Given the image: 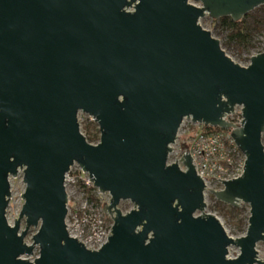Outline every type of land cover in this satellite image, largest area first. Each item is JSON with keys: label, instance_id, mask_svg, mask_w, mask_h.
Returning <instances> with one entry per match:
<instances>
[{"label": "water", "instance_id": "water-1", "mask_svg": "<svg viewBox=\"0 0 264 264\" xmlns=\"http://www.w3.org/2000/svg\"><path fill=\"white\" fill-rule=\"evenodd\" d=\"M195 2L0 0V264H264V52L240 66L199 23L238 21L264 0ZM236 106L239 126L223 120ZM80 112L94 118L98 143L86 141ZM184 119L229 130L245 157L239 178L209 189L249 206L243 237L204 213L188 151L184 172L167 165ZM74 163L110 197L111 233L97 251L66 232L64 175ZM19 173L23 205L9 224ZM121 201L134 208L123 214Z\"/></svg>", "mask_w": 264, "mask_h": 264}, {"label": "built area", "instance_id": "built-area-1", "mask_svg": "<svg viewBox=\"0 0 264 264\" xmlns=\"http://www.w3.org/2000/svg\"><path fill=\"white\" fill-rule=\"evenodd\" d=\"M187 1L195 7L199 8L201 6L195 0ZM204 19L211 20L207 16L200 19L199 23L202 27L201 21ZM230 58L233 59L232 57ZM248 63L249 61L247 63L241 62L240 66L247 67ZM77 119L78 122L79 120L81 121L79 124L80 130L81 125L86 120L95 123L94 118H90L82 112L78 114ZM223 120L239 126L242 120L241 106L234 107L232 112L227 113L223 117ZM180 126L176 135L177 138L170 146L172 151L168 155L167 165L178 163L179 169L184 172L186 168L182 165L180 159L188 151L194 170H196L198 177L204 182L205 189L203 192L206 204L208 198L212 196L209 192L210 190L219 191L222 189L223 181H230L241 176L244 169L245 157L238 147L235 146L229 130L224 131L218 127L214 128L196 122L192 123L191 120L186 119L182 121ZM182 136L185 137L183 149L180 153H177L174 145ZM64 176V187L68 198V213L65 218L66 232H68L70 238L76 239L86 249L97 251L107 243L106 241L111 233L112 219L109 223H106L105 219H103L102 208L104 204L109 203L110 197L108 194L100 193L97 188L92 186L89 176L75 163ZM87 188L96 189L94 197L98 199V203L87 198ZM102 196H106V198L101 199L103 198Z\"/></svg>", "mask_w": 264, "mask_h": 264}, {"label": "rangeland", "instance_id": "rangeland-1", "mask_svg": "<svg viewBox=\"0 0 264 264\" xmlns=\"http://www.w3.org/2000/svg\"><path fill=\"white\" fill-rule=\"evenodd\" d=\"M201 23L203 24V27L210 31L211 34L214 35L215 38H217L219 41L220 39L222 40L223 39V36L219 33H217L216 30H214V24L212 23L211 25V22L207 19H204L201 21ZM264 35H255V39L253 40V46L254 49L253 50H250L247 54H251L252 56L253 55H258V53L260 52H263L262 50L258 53H255L257 52V44L259 41H261V38H264L263 37ZM220 45H221V41H220ZM252 47L250 49H252ZM221 48H222V45H221ZM223 49V48H222ZM224 50V49H223ZM241 51H237V50H233L230 48V50H228V55L230 57H232L233 59V62L234 63H237V64H241V62H245L243 61L241 58H243V56H247V54L245 53H241ZM251 58V57H250ZM80 120H79V124H80ZM185 140V137L182 136V138L174 145V148H175V151L177 153H180L181 150L183 149L182 146L184 145L183 144V141ZM262 145H264V134H263V137H262ZM11 187H10V190L12 192V195H11V199H10V205L7 209V220H8V223L9 224H13V221L19 216L20 214V209L23 205V200L21 199V195L22 193L24 192V184H23V178H22V173H19L17 175L16 178L14 179H11ZM107 194V193H106ZM103 198L101 199H105L106 196H102ZM214 197L211 196L208 198V200L206 201V204H207V208L205 210L204 213H210L212 215H215L218 220L221 222L222 226H224L227 234L230 236V237H243V235L245 234L246 232V218L247 216H249V206L245 203H242V205H240L238 208L239 209H243L242 212L240 213V215H237L236 214H227L224 213L225 212V209H223L222 207H219V210L218 208L214 209V206L215 203H214ZM117 208H119L121 210V212L123 214L125 213H128L129 210L133 209V204L130 202V201H121L118 205H117ZM104 214V213H103ZM106 223H109L111 221L110 217L109 216H105L104 215V218ZM242 225V227L239 229L238 227ZM25 227V223H24V220L21 221V230H23ZM37 229L31 227L28 231V235L27 237L25 238V243H27L28 245L32 242V236L35 235V232H36ZM257 247V252H258V255H257V258H259L261 261H264V242H260L256 245ZM229 258L233 259L234 257H236L238 254H239V248H236L235 246H232V247H229ZM38 255V249L36 248L34 251H33V255L30 257H28V259H33L35 257H37ZM27 258V257H25Z\"/></svg>", "mask_w": 264, "mask_h": 264}, {"label": "trees", "instance_id": "trees-1", "mask_svg": "<svg viewBox=\"0 0 264 264\" xmlns=\"http://www.w3.org/2000/svg\"><path fill=\"white\" fill-rule=\"evenodd\" d=\"M214 24V30L217 31V33L221 34L223 36V39L221 41L222 48L225 50V52L228 54V50L233 49L237 51H241V53L247 54L250 50H253V40L255 39V35H264V6L257 7L255 11L248 13L243 17L242 19L238 21H232L230 17H223L216 20H209ZM264 37V36H263ZM252 47V49H250ZM257 52H260L261 50L264 51V38H261V41L257 44ZM240 53V54H241ZM252 55L247 54V56H243L241 58L245 63H247ZM81 130L85 136L86 141L89 143H96L98 142L99 138V131L97 129V125L91 121L89 122L86 120L83 125H81ZM95 188H87L86 194L87 198L90 200L98 203V199L94 197ZM214 203L216 206H214V209L219 207H222L225 209V212L227 214H236L240 215L243 209H239L238 207L229 206L225 203L218 202L214 199ZM249 216L246 218V228L248 227ZM242 225H240L238 228L240 229Z\"/></svg>", "mask_w": 264, "mask_h": 264}, {"label": "bare ground", "instance_id": "bare-ground-1", "mask_svg": "<svg viewBox=\"0 0 264 264\" xmlns=\"http://www.w3.org/2000/svg\"><path fill=\"white\" fill-rule=\"evenodd\" d=\"M32 255H33V254H32ZM32 255H31V256H32ZM31 256H29V257L31 258ZM30 258H29V259H30ZM35 258H36V257H35ZM35 258H33V259H35ZM33 259H32V260H33ZM30 260H31V259H30Z\"/></svg>", "mask_w": 264, "mask_h": 264}]
</instances>
